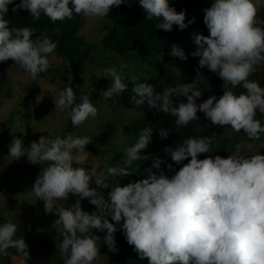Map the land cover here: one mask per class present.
<instances>
[{"label":"clouds","instance_id":"1","mask_svg":"<svg viewBox=\"0 0 264 264\" xmlns=\"http://www.w3.org/2000/svg\"><path fill=\"white\" fill-rule=\"evenodd\" d=\"M127 0H0V63L13 61L35 80L50 67L49 55L57 48L47 32L33 39L36 29L10 27L7 19L12 12L28 11L34 21L41 15L53 23L72 19L74 15L86 20L107 17L113 6ZM145 21H158L155 28L170 32L173 26L184 30L195 18L185 23V11L177 12L169 0H138ZM264 0H213L204 9V24L209 35L195 34L197 48L191 56L198 57L196 77L190 83L156 91L146 82L135 83L132 101L147 104L165 115L175 117V131L187 127L203 113L212 125L230 127L256 141L264 133V87L249 80L258 66L264 64V19L258 18ZM59 32V28L55 29ZM187 60L188 56L173 44L169 53ZM131 65L121 63L104 70L111 85L101 91L107 100L127 89L124 71ZM207 68L223 81V95H212L202 103L198 87L204 80L201 69ZM242 86L239 95L233 90ZM173 97H186L187 102L175 103ZM70 85L58 93L56 109L67 110L73 127L95 118L97 108L88 95H81ZM202 127L199 125L197 131ZM166 139L169 130L160 129ZM153 129L140 131L137 141L125 149L123 162L84 167L90 158L86 146L91 137L71 133L65 137L41 136L25 146L23 139L13 135L8 151L13 160L27 157L29 163L41 165L32 192L44 203L46 214L58 217L53 226L59 234L58 250L63 264H93L100 256L101 237L93 230L106 232L103 237L109 251L118 252L115 233L120 230L127 243L134 247L140 260L147 264H264V154L252 151V143H237L235 151L226 158L207 156L213 137H189L174 147L164 149L171 161L155 159L149 177L121 186L118 178L132 175V164L140 160V152L151 143ZM216 134L213 133V136ZM247 150L249 154H243ZM187 161V163H184ZM75 165V167H74ZM99 188L108 189L109 199L90 187L92 180ZM70 194L78 196L74 204L65 206ZM88 199L96 211L82 209L81 200ZM111 218V221L108 219ZM121 221L123 222L121 224ZM119 225V229L117 227ZM18 225L11 220L0 225V255L9 249L28 257V245L23 236L14 238Z\"/></svg>","mask_w":264,"mask_h":264},{"label":"rangeland","instance_id":"2","mask_svg":"<svg viewBox=\"0 0 264 264\" xmlns=\"http://www.w3.org/2000/svg\"><path fill=\"white\" fill-rule=\"evenodd\" d=\"M127 1L132 2V0ZM212 2L213 0H194V4L187 11L186 23L195 18L194 22L184 30L172 29L159 42L158 58L163 65L164 73L146 64L128 61L104 48L102 39L107 34L110 23L106 17L86 20L77 16L80 23L79 35L90 50L89 58L80 69H77L54 51L49 55L50 72L47 76L37 77L35 80L23 69L7 64L3 74H0V122L9 129L12 138L15 135L23 139L26 147L32 141H38L41 136L63 138L71 133L91 137L92 142L86 146L90 158L84 167L99 164L103 168L105 164L122 163L123 158H126L125 149L133 145L126 127L140 121L148 112L155 109L150 110L146 103L136 105L131 102L126 95L127 89L115 98L105 100L101 96V91L107 90L111 81L110 78H104V70L112 66L119 67L121 63L131 65L135 62L134 68L129 67L124 71L123 82L130 88L134 87V82L152 84L158 92L170 87L168 84L170 73L178 75L180 64L186 61L171 56L169 54L171 47L176 44L184 50L188 59L192 57L191 53L197 48L193 37L195 34H201L198 27L200 9L204 6L210 7ZM254 77H264V64L257 67L249 80ZM69 85L76 92L77 103L80 102L81 95L90 97L97 108V115L95 118L90 117L78 127L72 126L66 134L65 131L71 120L67 110L56 109L55 100L58 99L59 91ZM241 142L254 144L252 151L264 154V133L261 139L250 141L243 130L237 133L230 127L217 126L215 146L225 158L232 154L235 145ZM8 144L0 145V225L9 220L18 225L14 238L24 237L29 256L26 257L15 249H9L8 256L0 255V264H63L64 257L58 250L61 237L53 226L58 217L55 213L46 214L43 201L39 200L31 190L42 166L29 163L26 156L18 161L13 160L8 156ZM243 154L249 153L245 150ZM118 180L120 185L124 186L130 181V176ZM90 187L97 188L106 200L109 199L108 193L111 188L97 187L94 178ZM77 199L78 196L70 194L68 201L64 202L65 206L70 207ZM81 206L88 213L96 211V206L90 204L88 199L81 200ZM93 233L101 237L100 256L93 264H108L126 245L125 241H116L119 251L111 252L103 244L106 232L94 229ZM54 249L58 253H55ZM53 251L54 253L51 254L50 252Z\"/></svg>","mask_w":264,"mask_h":264},{"label":"trees","instance_id":"3","mask_svg":"<svg viewBox=\"0 0 264 264\" xmlns=\"http://www.w3.org/2000/svg\"><path fill=\"white\" fill-rule=\"evenodd\" d=\"M20 0H14L15 3H19ZM172 7L177 12L185 11L187 21V11L194 4V0H169ZM14 4H10L7 19L10 20V27H30L36 29L33 39L40 36L41 33L47 32L54 42H57V48L55 52L57 55L65 58L73 67L80 69L82 64L90 56V50L85 46L82 37L79 35L80 23L77 16L74 15L72 19H65L64 21H57L53 23L44 15H41L40 20L34 21L28 11L18 9L16 12H12ZM209 8L204 6L200 9V16L198 19V27L202 35H209L208 29L204 24V9ZM109 20L107 28V34L102 39V45L104 48L117 53L128 61H136L146 64L149 67L155 68L157 71L164 73L163 65L158 58V46L159 42L168 33L163 30L155 28L156 20L145 21V13L139 6L138 0H132V2H126L119 7L113 6L109 15L106 17ZM258 18L264 19V7L259 10ZM59 28V32L55 29ZM173 29L179 30L178 26H173ZM198 57H191L188 60L180 64L178 75L170 73V79L168 84L170 87H175L183 83H190L196 77L195 69L198 65ZM7 64H14L13 61L0 63V74L4 72V68ZM20 68V67H19ZM22 69V68H21ZM50 69L46 73H41L38 77H45L50 72ZM201 74L204 80L198 87L202 90V96L197 99V104L202 103L204 100L212 95L219 98L223 95L224 89L222 87L223 81L216 76L215 73H211L207 68L201 69ZM3 79V76H1ZM250 80L259 82L261 87H264V77H254ZM128 93L127 97L132 101V88L127 85ZM234 94L239 95L244 92L242 86H237L232 89ZM175 103L187 102L186 97H173ZM199 120L193 121L187 127L180 128L178 132L175 131V117L165 115L163 112H159L156 109L148 112L146 116L140 121L131 123L126 127L128 134L131 136L132 144H134L140 134V131L146 127L153 129L151 143L146 149L141 150L140 160L134 161L130 175L129 182L140 181L148 178L152 171H164L169 177L174 173L169 172L166 168V164L161 165V169L157 170L152 168V164L155 159L160 158L165 160L166 163H173V167L178 170L182 165H176L171 161L170 157L165 153L164 149L167 147H174L176 143L182 142L189 137H213V143L210 147V152L201 154L200 158H206L207 156L215 157L220 155L224 157V154L219 152L215 146L217 126L212 125L208 121L204 114L198 113ZM257 119L264 124V116L257 113ZM199 125L202 127L200 131H197ZM72 129V124L67 127L65 133H69ZM169 130V135L166 139H161L159 136V130ZM213 133L216 135L213 136ZM263 134V133H262ZM261 134V135H262ZM12 137L9 134V129L3 122H0V145L3 143H10ZM261 139V136H260ZM187 163V161H184ZM128 182V183H129ZM127 183V184H128ZM110 222L115 223L114 221ZM123 222L121 221V224ZM119 229V225H117ZM116 241H125L126 245L116 253L108 264H147L146 260H140L138 254L134 251V247L130 246L122 231L118 230L115 234ZM55 253H58L54 249ZM50 252L51 254L54 253ZM54 257V255H49Z\"/></svg>","mask_w":264,"mask_h":264}]
</instances>
